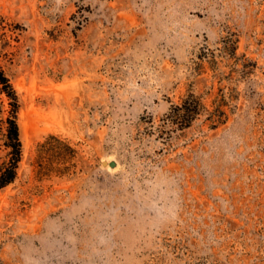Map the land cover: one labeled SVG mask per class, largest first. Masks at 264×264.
I'll use <instances>...</instances> for the list:
<instances>
[{"label":"rangeland","instance_id":"rangeland-1","mask_svg":"<svg viewBox=\"0 0 264 264\" xmlns=\"http://www.w3.org/2000/svg\"><path fill=\"white\" fill-rule=\"evenodd\" d=\"M0 66V264H264V0H0Z\"/></svg>","mask_w":264,"mask_h":264},{"label":"trees","instance_id":"trees-1","mask_svg":"<svg viewBox=\"0 0 264 264\" xmlns=\"http://www.w3.org/2000/svg\"><path fill=\"white\" fill-rule=\"evenodd\" d=\"M0 91L3 92L9 99L7 115L2 120L4 122L3 140L1 145L4 148V155L0 157V189L12 183L17 176V169L22 158V140L20 137V129L18 124V98L16 92L0 66ZM203 104L200 98L190 93L181 104H176L172 107L171 121H176L180 127H185L200 114ZM211 117V113H210ZM210 123L213 125L215 122ZM52 140L62 143L70 151V155L74 156V149L70 146L65 138L58 134L49 132L44 136L43 141L37 142V147L52 144ZM52 150V147L50 148ZM60 173H63L61 170Z\"/></svg>","mask_w":264,"mask_h":264},{"label":"water","instance_id":"water-1","mask_svg":"<svg viewBox=\"0 0 264 264\" xmlns=\"http://www.w3.org/2000/svg\"><path fill=\"white\" fill-rule=\"evenodd\" d=\"M102 163H103V164H106V161H102ZM108 164H109L110 166H115V165H116V162H115V160H111V161L108 162Z\"/></svg>","mask_w":264,"mask_h":264},{"label":"bare ground","instance_id":"bare-ground-1","mask_svg":"<svg viewBox=\"0 0 264 264\" xmlns=\"http://www.w3.org/2000/svg\"><path fill=\"white\" fill-rule=\"evenodd\" d=\"M102 161H106V164H105V165H107V164H108V162H109L108 160H102Z\"/></svg>","mask_w":264,"mask_h":264}]
</instances>
